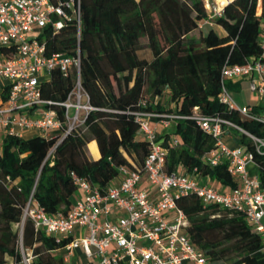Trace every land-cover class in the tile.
I'll use <instances>...</instances> for the list:
<instances>
[{"label":"trees","instance_id":"obj_1","mask_svg":"<svg viewBox=\"0 0 264 264\" xmlns=\"http://www.w3.org/2000/svg\"><path fill=\"white\" fill-rule=\"evenodd\" d=\"M260 1L263 12L264 0L226 3L222 15L215 20L223 33L209 29L202 35L201 57L179 43L164 47L155 42L151 47L152 58L141 57L138 54L141 46L134 32L135 23L141 18L137 0H80L79 37L74 18L57 32L43 28L39 39L46 44V54L59 51L76 55L79 46L80 80L94 109L86 114L82 127L59 143L55 138L37 135L4 138L0 152V260L5 253L14 252L16 234L12 225L19 219L21 207L33 188L35 199L45 211L66 213L73 202L71 196L76 192L71 172L104 192L118 174L119 166L141 168L149 153V143L135 137L138 124L133 113L154 109L168 111L146 97V93L159 95L167 87L175 94L174 84L163 69H158L164 63L171 60L195 62L199 57L204 67L203 82L196 91L181 98L177 114L191 115L196 106L199 113L217 115L259 133V122L227 108L218 100V94L220 70L225 62L242 64L250 57L261 55ZM151 68L157 69L153 79L148 77ZM75 77V71L63 76L58 69H53L51 79L41 85L42 97L63 101ZM227 87L236 91L239 84L227 82ZM187 97L190 102L185 108ZM142 99H146V106L139 104ZM172 127L171 132L157 136L166 146L172 135L179 137V145L168 149L167 171L174 172L181 167L187 173L197 172L224 186H236L226 163L210 166L203 160V155L215 147L216 138L191 118L177 119ZM233 138L238 144L253 149L244 134L239 132ZM92 140L100 154L97 159L90 158L88 153L87 144ZM254 159L264 185V154L255 153ZM176 204L188 218L191 240L214 264H264L261 240L242 214L216 205L203 207L193 194L179 196ZM23 236L28 244L41 241L35 248L32 264H65L62 257L51 254L61 244L53 238L34 234L30 221H26Z\"/></svg>","mask_w":264,"mask_h":264},{"label":"built area","instance_id":"obj_2","mask_svg":"<svg viewBox=\"0 0 264 264\" xmlns=\"http://www.w3.org/2000/svg\"><path fill=\"white\" fill-rule=\"evenodd\" d=\"M213 7L205 23L220 17L226 3ZM260 7L259 57H250L242 64L225 62L220 70L218 100L241 116L259 122L261 130L253 133L222 119L204 115L193 108L191 115L157 110H138L134 117L141 139L148 141L149 153L141 168L118 167V174L104 192L88 180L71 172L79 196L66 213L45 211L31 190L21 207L19 219L13 223L14 252L5 253L0 264H32L35 248L24 240L26 221L34 234L53 238L61 244L51 253L61 256L65 264L75 252L86 264H214L210 256L196 246L187 231L188 218L177 206L176 199L193 194L203 207L219 208L243 215L244 220L261 240L264 255V185L258 175L254 154H264V11ZM74 18L77 37L80 35V0H0V152L6 136L18 138L31 135L61 142L70 132L84 125L86 114L94 107L80 80V48L76 55L55 51L46 54V44L39 39L43 28L57 32ZM58 69L63 76L72 71L76 77L63 101L45 99L43 82ZM246 81L247 89L257 99L239 103L227 82ZM146 99L140 100L146 106ZM154 103H157L156 101ZM63 113V118L59 110ZM191 118L205 132L216 138L215 147L203 155L210 166L226 163L235 187L219 190L200 182L199 173H187L183 168L166 170L168 149L179 145L178 138H169L167 146L157 139V125L167 129L177 119ZM235 128L253 145L236 143L227 146L221 140L226 130Z\"/></svg>","mask_w":264,"mask_h":264},{"label":"rangeland","instance_id":"obj_3","mask_svg":"<svg viewBox=\"0 0 264 264\" xmlns=\"http://www.w3.org/2000/svg\"><path fill=\"white\" fill-rule=\"evenodd\" d=\"M137 1L141 12V18L135 23L134 27V32L141 46L138 54L148 60L152 58L151 47L154 42L164 47L179 43L184 48H192L200 55L202 35L209 29H213L218 34L223 33L222 28L216 22L212 21V24L205 23L208 14H211L208 2L213 5L214 0ZM158 69H163L169 81L174 84L175 94L172 93L170 87H167L159 95L151 96L146 93V97L149 100L158 102L165 110L170 112H175L181 98L196 91L204 79V67L199 57L195 62L171 60ZM156 75L157 69L151 68L148 72L149 79H153ZM230 90L239 103L252 102L257 99L254 95L249 94L246 85L241 90ZM189 97L186 98L185 108L190 102ZM229 131L221 136V140L227 146H233V135H238L239 131L233 128ZM138 134L140 135L137 131L136 135ZM171 138H178V136L174 134ZM198 180H200L199 176ZM57 254L62 256L64 251ZM80 261L85 262L86 260L75 252L74 256L70 257L68 264H81Z\"/></svg>","mask_w":264,"mask_h":264},{"label":"crops","instance_id":"obj_4","mask_svg":"<svg viewBox=\"0 0 264 264\" xmlns=\"http://www.w3.org/2000/svg\"><path fill=\"white\" fill-rule=\"evenodd\" d=\"M237 84H239V89L238 90H241L242 88H243V86L244 85H246L247 86V83H246V81H240V82H237ZM248 90V89H247ZM249 92V91H248ZM250 94V93H249ZM250 102V101H249ZM248 103V102H247ZM172 129H173V127H170V128H167V129H165V128H163L160 124H158L157 125V132H158V134H164V133H169V132H171L172 131ZM30 136H33V135H30ZM136 138H139V139H141L142 137H141V134L139 135H136ZM92 142H94L95 144V152H93V151H91L90 149H89V147H88V144L89 143H92ZM88 144H87V149H88V153H89V156H90V158H92V159H97L98 157H99V151H98V147H97V144H96V142L94 141V140H92V141H90ZM233 143H234V145L237 143V142H235L234 140H233ZM233 145V146H234ZM179 170L181 169V167H179L178 168ZM198 177V176H197ZM200 177V182H204V183H208V184H210V185H212L213 187H215V188H217V189H219V190H223V189H227V186H224V185H222L221 183H219L218 181H216V180H212V179H210L208 176H199ZM79 196V192L78 191H76L72 196H71V199L72 200H74V199H76L77 197ZM263 222H264V218H263ZM59 256L57 253L54 255V256ZM59 257H61V256H59ZM80 263L81 264H86V262H82V261H80Z\"/></svg>","mask_w":264,"mask_h":264},{"label":"bare ground","instance_id":"obj_5","mask_svg":"<svg viewBox=\"0 0 264 264\" xmlns=\"http://www.w3.org/2000/svg\"><path fill=\"white\" fill-rule=\"evenodd\" d=\"M220 1H222V0H214L213 5H210V6L213 7L216 3H219ZM209 4H210V3H209ZM94 144H95L94 142L88 144L89 149H90L91 151H93V152H95V150H96Z\"/></svg>","mask_w":264,"mask_h":264}]
</instances>
